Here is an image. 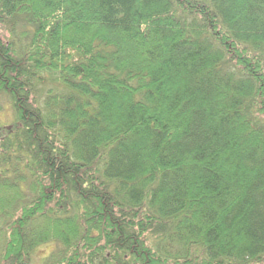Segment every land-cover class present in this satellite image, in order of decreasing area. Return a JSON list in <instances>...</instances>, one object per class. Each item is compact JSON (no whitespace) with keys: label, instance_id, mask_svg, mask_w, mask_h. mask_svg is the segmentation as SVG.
I'll return each mask as SVG.
<instances>
[{"label":"trees","instance_id":"1","mask_svg":"<svg viewBox=\"0 0 264 264\" xmlns=\"http://www.w3.org/2000/svg\"><path fill=\"white\" fill-rule=\"evenodd\" d=\"M0 264H264V0H0Z\"/></svg>","mask_w":264,"mask_h":264},{"label":"rangeland","instance_id":"2","mask_svg":"<svg viewBox=\"0 0 264 264\" xmlns=\"http://www.w3.org/2000/svg\"><path fill=\"white\" fill-rule=\"evenodd\" d=\"M11 112V103L9 102L8 96L0 95V122L4 123L6 119L10 117ZM53 248V245L40 246L34 254V264H41L42 260Z\"/></svg>","mask_w":264,"mask_h":264}]
</instances>
